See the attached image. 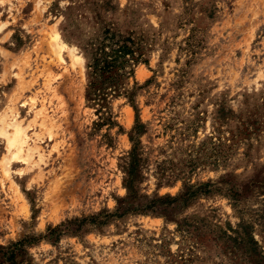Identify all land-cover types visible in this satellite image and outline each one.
Here are the masks:
<instances>
[{"label":"rangeland","instance_id":"obj_1","mask_svg":"<svg viewBox=\"0 0 264 264\" xmlns=\"http://www.w3.org/2000/svg\"><path fill=\"white\" fill-rule=\"evenodd\" d=\"M0 28V115L43 154L8 176L0 138V259L264 264V0H0Z\"/></svg>","mask_w":264,"mask_h":264},{"label":"bare ground","instance_id":"obj_2","mask_svg":"<svg viewBox=\"0 0 264 264\" xmlns=\"http://www.w3.org/2000/svg\"><path fill=\"white\" fill-rule=\"evenodd\" d=\"M59 37L60 35L52 36L51 42H52V46L54 48V51L58 59L64 60L62 52H64L67 42L64 40H61ZM79 52L77 50L72 51V56L74 57V63L84 62ZM18 112L19 111H17L16 107L12 106L7 111H4L3 114L0 115V138H4L6 142V148H7V153H5V155L1 159V164L3 167L4 173L8 176L12 175V171H13L12 164L17 161H25L28 164V166L33 167L34 165L36 166L37 164H39L41 160L43 159V154H41L40 152L38 153L39 159L36 160L34 158V155L37 153V147H35L34 145L32 146L29 143L28 141V127L29 126L25 125L22 121L18 120V117H19L17 115ZM54 127H55V124H52V126L48 128V129H51V131L50 130L49 131L52 132V129ZM34 135L36 136L37 134L34 133ZM39 148L41 149V147ZM45 158L46 157H44V159ZM31 160L35 161V163L32 164L33 162H31ZM16 189L18 190V188Z\"/></svg>","mask_w":264,"mask_h":264},{"label":"trees","instance_id":"obj_3","mask_svg":"<svg viewBox=\"0 0 264 264\" xmlns=\"http://www.w3.org/2000/svg\"><path fill=\"white\" fill-rule=\"evenodd\" d=\"M117 56H122L124 52L122 50H116L115 51ZM21 245V244H20ZM23 247H10L6 250V252L3 253V256H1L0 264H16V254L22 249Z\"/></svg>","mask_w":264,"mask_h":264}]
</instances>
